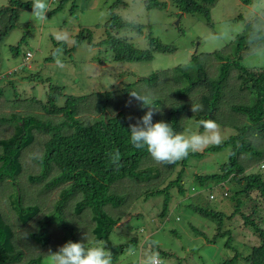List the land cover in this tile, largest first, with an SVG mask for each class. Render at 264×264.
Segmentation results:
<instances>
[{
  "label": "trees",
  "instance_id": "obj_1",
  "mask_svg": "<svg viewBox=\"0 0 264 264\" xmlns=\"http://www.w3.org/2000/svg\"><path fill=\"white\" fill-rule=\"evenodd\" d=\"M172 1L181 14L199 12L210 18L211 6L217 0ZM248 2L251 0H245ZM30 6L31 1L10 0L0 8V42L16 26L20 9ZM147 6L161 7L164 3L151 0ZM104 26L112 31L99 43L110 48L115 61H151L157 52L176 50L151 33L145 48L127 41V36H116L114 33L124 28L143 34V26L113 11ZM78 37L92 43L91 32L85 37L80 32ZM21 42L14 48L17 53ZM246 53L249 48L241 35L222 50L194 52L189 62L140 76L120 88L74 95L65 93L64 86L52 84L45 101L36 102L34 97L27 103L38 104L42 115L18 111L13 118H0L3 120H0V264H42L50 250H58L69 240L106 244L112 252L113 264H123L125 257L128 260L134 254L140 255L138 264H142L145 256L156 253L160 247L157 243L152 245V235L145 236L144 224L132 227L128 224L133 217L131 208L141 196L170 194L173 186L181 194L186 193L182 183L185 163L192 155L203 156L225 147L229 148V157L219 172L197 173L195 181L202 186L222 182L224 198L236 200L234 209L226 216L211 207L188 203L186 207L192 213L215 221L217 232L209 236L194 226L193 230L209 243L227 237L225 245L233 255L221 264H264V219L255 218L258 207L264 206V65L254 70L244 67L242 56ZM7 75L10 77L7 83L14 86L12 73L3 76L0 84ZM132 90L153 100L156 107L153 122L164 120L177 132L185 130L188 118L198 124L202 119H212L220 125L232 126L236 132L204 152L190 153L173 164H158L146 149H136L130 142V125L148 110L136 101L127 105ZM192 103L202 110L194 113ZM5 124L11 126H7L10 129L4 134ZM42 133L46 135L44 151L34 158L40 168L28 177L31 183L40 185L38 196L32 199L18 176L23 170V156ZM116 149L121 154L118 169L108 156ZM179 164L176 178L169 180ZM228 181L235 186L231 195ZM166 182L169 183L162 188ZM168 194L163 216L167 215L171 201ZM216 198L212 191L210 200ZM247 203L251 207L249 214L243 211ZM238 214L244 220L243 226L252 229L257 243L250 246L238 239L239 225L232 223ZM128 215L131 218L126 219ZM227 217L233 219L231 227H225ZM128 227L133 233L126 230L127 240L123 242L124 237H119L121 228ZM236 238L240 249L233 244ZM162 252L164 256L171 255Z\"/></svg>",
  "mask_w": 264,
  "mask_h": 264
},
{
  "label": "rangeland",
  "instance_id": "obj_2",
  "mask_svg": "<svg viewBox=\"0 0 264 264\" xmlns=\"http://www.w3.org/2000/svg\"><path fill=\"white\" fill-rule=\"evenodd\" d=\"M9 1L0 0V8L7 5ZM118 1L51 0V11L59 5L61 7L51 14L50 11L47 20L42 23L32 19L31 6L20 9L16 26L0 42V75L12 73L11 78L15 84L13 86L7 83V79H10L9 75L1 81L3 93L0 97V118H13L18 111L24 113L31 111L42 115L43 111L38 104L32 103V106H28L27 103H31L34 97L36 102L37 99L45 101L52 84L64 86L65 93L74 95L106 91L120 88L124 83L132 82L140 76H149L158 70L189 62L194 52L222 50L231 40L217 42L216 36L219 29L225 25L233 28L244 27L252 8V3H245V0H217L211 6L210 18H207L199 12L181 14L172 0H154V2H163L164 6L161 7L147 6V1L150 3L151 0H120L117 5ZM111 11L125 20L143 26V34L125 31L124 28L121 32L116 31L114 33L116 36H127L125 37L127 41L145 48L151 33L162 43L175 46L176 50L167 53L157 52L151 61H115L110 48L104 43H99L112 31L110 27L104 26L110 19ZM80 32H84V37L91 32L92 43L90 44L87 39H79ZM54 34L67 35V42L59 43ZM20 40L22 42L17 53L14 48ZM57 49H62V52L54 56ZM29 51L33 56L27 63L25 56ZM248 56L249 53L244 54L242 61ZM259 63L264 65V61ZM60 101L62 102L63 98ZM80 116L84 117L83 113ZM85 116L89 117V115ZM7 126L11 124H5L4 134L6 129H10ZM185 126L182 132L185 135L203 131H200V126L195 119L188 118ZM220 127L223 140L236 132L232 126L220 125ZM12 129L8 133L12 132ZM45 138L46 135L42 133L26 151L22 158L23 170L18 176L19 182L24 185L25 192L30 194L28 197L32 199L38 196L39 192L36 191L40 185L31 183L28 177L39 171V163L34 158L43 154ZM228 157V147L209 151L203 156L192 155L185 163L182 175L186 193L181 194L178 192V187L173 186L170 194L162 192L164 194L147 198H144V195L141 196L131 208L133 217L127 216L126 219L131 218L128 224L131 227L138 224L146 226L145 236L152 235L159 245L160 249L156 253L162 258L163 264H221L233 255L232 251L226 248L227 237H220L216 242L209 243L202 234L193 230L194 226L209 236L217 232L215 221L207 220V217L200 213H192L191 209L186 207L188 203L200 204L203 207L221 211L226 216L232 213L236 200L232 197L224 198L222 182H209L202 186L195 181L197 173L219 172L221 164L227 161ZM180 168L179 164L169 180L176 178ZM168 183L163 184L162 188ZM192 187L195 188L189 193ZM227 187L231 189L229 195L233 194L235 189L233 182L228 181ZM212 191L217 197L214 200H210ZM167 194L169 199L171 197V201L167 215L163 216ZM257 210L255 218L260 221V218L264 219V206L258 207ZM243 211L249 214L251 211L249 203ZM233 219L229 220L227 217L224 224L225 227H231L232 223L233 226L239 225L236 230L238 229L240 241L249 242L250 246L258 242L252 229L243 226L244 220L240 214ZM121 230L119 237H124V242L127 240L126 230L129 233H133V230L129 227L121 228ZM175 230L177 233H174ZM233 244L239 248L237 238L233 240ZM164 250L171 255L164 256L162 252ZM46 257L43 258L42 264H45ZM139 259L140 255L134 254L129 256L128 260L125 257L122 263L138 264Z\"/></svg>",
  "mask_w": 264,
  "mask_h": 264
},
{
  "label": "clouds",
  "instance_id": "obj_3",
  "mask_svg": "<svg viewBox=\"0 0 264 264\" xmlns=\"http://www.w3.org/2000/svg\"><path fill=\"white\" fill-rule=\"evenodd\" d=\"M252 8L249 17L245 20L244 27L233 28L223 26L216 36L217 42L245 36L249 48V56L242 61L243 66L251 70L260 67L259 62L264 61V0H251ZM32 19L37 23L47 20L51 11V0H31ZM59 43H66L67 35L54 34ZM30 52V51H29ZM62 49H57L54 56H58ZM32 54V52H30ZM25 56L26 62H30ZM27 62V63H28ZM26 63V64H27ZM136 101L141 107L148 110L136 123L130 125V142L136 149H146L151 158L158 164H173L186 158L190 153L204 150L211 145H220L223 135L220 125L212 119H202L199 126L202 132L184 133L177 132L164 120L153 122L156 107L149 95L141 94L135 90L130 91L127 105ZM191 110L196 113L201 111L200 105L192 103ZM131 119V118H130ZM110 163L117 169L121 167V154L118 149L108 153ZM157 242L153 241L154 246ZM133 250H130V253ZM45 264H113L112 252L102 242L85 244L83 242L67 241L56 251H49ZM142 264H163L157 253L144 257Z\"/></svg>",
  "mask_w": 264,
  "mask_h": 264
},
{
  "label": "built area",
  "instance_id": "obj_4",
  "mask_svg": "<svg viewBox=\"0 0 264 264\" xmlns=\"http://www.w3.org/2000/svg\"><path fill=\"white\" fill-rule=\"evenodd\" d=\"M31 55H32V54H31L30 52H27V53H26V58H27V59H30ZM3 76H4V75H0V79H1ZM225 194H226V193H225Z\"/></svg>",
  "mask_w": 264,
  "mask_h": 264
}]
</instances>
